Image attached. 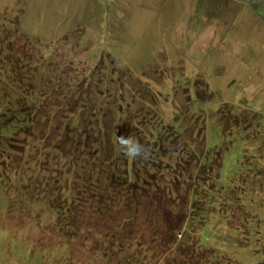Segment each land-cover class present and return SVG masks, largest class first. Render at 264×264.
I'll return each mask as SVG.
<instances>
[{"label":"rangeland","instance_id":"1","mask_svg":"<svg viewBox=\"0 0 264 264\" xmlns=\"http://www.w3.org/2000/svg\"><path fill=\"white\" fill-rule=\"evenodd\" d=\"M5 34L11 44L1 42ZM109 53L105 64L121 77L105 90L98 70L106 67L99 59ZM33 100L42 117L33 124L36 135L17 151L19 176L10 178L13 172L4 170L10 167L0 165V264H126L128 258L165 263L167 244L138 245L140 235L135 253L127 245L104 258L111 240L103 237L104 228L110 232V224L114 230L121 224L124 237L120 215L133 213L138 227L153 210L182 215L180 207L170 209L188 184L178 165L191 174L192 155L203 150L209 163L220 152L221 166L213 199L203 200L204 213L196 217L204 219L196 227V246L211 250L214 261L264 264V0H0V124L7 105L28 110ZM143 106L153 117L151 131L165 133L172 126L182 150L165 159L166 181L145 184L146 200L137 209L118 206L117 188L109 190L115 219L91 228L92 188L80 175L70 184L67 173L57 172L66 155L55 147L70 137L66 124L73 117L85 122L75 136L81 133L89 152L104 159L117 152L111 133L119 129L126 136L130 128L121 121L135 122ZM135 128L142 131L138 139L148 138L150 130ZM38 130L45 132V143ZM25 184L42 188V194L56 189L55 198L60 187L74 186L67 201L79 225L71 226L74 234L57 231V214L30 198L34 191ZM158 224L168 232L163 217Z\"/></svg>","mask_w":264,"mask_h":264},{"label":"trees","instance_id":"2","mask_svg":"<svg viewBox=\"0 0 264 264\" xmlns=\"http://www.w3.org/2000/svg\"><path fill=\"white\" fill-rule=\"evenodd\" d=\"M4 40H6L8 44L12 43L11 40H8V34L3 36L1 42H4ZM107 58H111L110 53L108 57L107 55L101 54L99 62L103 61L105 64ZM104 67L106 68H103L102 70L99 69L98 72L100 79L104 82L105 90L106 87H116L117 79L118 77H121V75L118 73L116 75L118 77L116 78L114 75L115 70L111 68V64H105ZM7 106V111H4L2 114L5 120L0 124V157L4 158L3 162H0V165L10 167L8 170L7 168H4V170L6 174L8 171H10V173L13 172L11 175L7 174L12 178L14 177V174L16 175L17 173V169L14 168L17 159V151L24 150V145L27 143V139L36 135L33 124L35 123L36 118L40 119L42 115L39 114L40 108H38L34 100L28 107V110L27 108L21 109L20 107L13 108L10 105ZM139 108V115H142L143 119L141 118V120H139V115H137L135 122H133V118L131 120L123 119L121 121L126 125L123 126L130 128V130L125 132L127 135L123 138L121 137L123 133L120 134L119 129H117V132L111 133V139L115 140L118 144L117 152H113L112 155H105L104 159L101 156L100 158L98 157L100 153L93 156L89 152L86 148V138H84L81 133L75 136L79 129L82 131L83 127L81 124L85 122L73 117H71L66 124V132L70 134V137L68 139L63 138L62 143L59 144L58 147H55L56 153L60 152L61 154L66 155V162L63 164H66V171L61 170L62 165L61 168H57V172L62 173L64 176H66L67 173L66 177L69 179L70 184L73 178L80 175L81 178L84 179L86 187L89 190L92 188L93 196L89 198L95 203L96 209H93L94 212L91 215L95 221V225L91 228L94 226L95 228L99 226L104 227L108 221L115 219L113 218L114 209H111L109 205V201L113 200L109 194V190L113 191L117 188L118 206L121 204L120 207L127 205L129 208L137 209L139 204L141 205L146 200V196L142 190L145 187V184L156 180L166 181L168 177L165 173L168 166H165V159L174 156L175 154H179L182 150L179 146L181 145L182 139L179 134L177 135V132L172 126H166L167 130L165 133L158 130L157 126L154 127V129H157L156 132L151 131V121L153 117L148 116L145 112L149 109H144V106ZM130 112H133L131 108ZM34 113L37 114V117ZM33 115L35 116L34 120ZM149 117L150 119H148ZM134 125H141L143 128L150 130L148 138L138 139L135 134H140L142 131L138 128H135V131H133ZM58 126L59 127L57 128L60 129L62 124H58ZM100 128L104 130V128H106L105 124L104 126H100ZM38 134L40 136V142L45 139V143V132L38 130ZM141 137H145V135L142 134ZM197 138L203 143L204 133L202 128L198 130ZM21 145L23 148L19 149L18 146ZM189 150L195 149L189 146ZM203 151H196L194 155H192L195 161V165L192 166V168L195 171L191 170V174H187V172L183 170V163L178 165L180 167L178 172L183 174L182 183L188 184L185 191L179 194L181 195V198L177 199L175 196L173 197L174 201L171 203L173 208L170 209L180 207L184 210V213L178 218H174L176 215H173V212L170 210L165 209L162 213L161 210H153L150 215L147 214L146 218L143 220L144 223H141L140 227H138V224H135L138 217L134 216L133 213L126 217L125 215H120L119 223L122 220V222L126 224L125 230H127V235L124 237L120 236V231L123 228L121 224L118 230H116L117 227L110 224V232L106 231L107 229L104 228L105 233L103 234V237L111 238L110 246L102 252L104 258L111 255L109 250L117 252L116 247L118 250H121L127 245L130 247L129 252L133 253V243L136 241V237L140 235L139 239H137L138 245L145 242L144 246H148L151 241L155 240L159 241V243L165 242L167 244L169 249L168 253L171 255L165 263L159 262L161 264H227L214 261L210 255L211 250L196 246V227L199 224H202L204 220L202 219L197 222L196 217H198L199 214L204 213L205 206L202 205L203 200L210 201L213 199L215 184L219 177L218 166H221L220 152L215 151L216 154L212 162L209 163L208 161L203 160ZM56 153L52 156V159L56 158ZM189 154L191 155L190 152ZM97 158L102 165L97 164L98 166L96 167L94 164ZM103 163L106 165H103ZM59 164L60 162H58V165ZM96 168H100L98 171L99 175H94ZM91 170L93 173L91 174L90 179H86L84 173H89ZM214 175L216 177H214ZM16 176L18 177L19 175ZM19 178L24 179L25 177L20 176ZM107 179L109 183L107 182ZM112 180L115 181L114 185L111 184ZM25 186H27L29 192L34 191L33 194H28L30 198L44 202L51 211L57 214V231L61 230L66 231L67 233H73V229L71 228H77L79 226L78 222H76L75 216L72 215L73 211L71 207L67 203L72 197V189L74 186L69 185L65 188L60 187L58 189V192H60L59 196L56 198L54 196L56 195V189H51L49 192L44 191V194H42V192L39 191H42V188L40 189V187H36V185L31 186L25 184ZM110 186L112 187L111 189ZM170 188L173 189L172 187ZM21 189L25 192L24 186H22ZM162 217L168 225V232L166 233L163 232L162 227L158 224V221ZM149 227V231L139 229H147ZM188 227H190V230L187 229ZM113 228L116 229L114 230ZM149 232L151 233V239L150 235L146 234ZM130 242H132V245ZM140 248H143V245H141ZM145 249H148V247H145ZM142 252L146 253L144 249ZM127 260L130 261V263L126 264H138L132 263L133 259L128 258ZM159 263L151 262L143 264Z\"/></svg>","mask_w":264,"mask_h":264}]
</instances>
